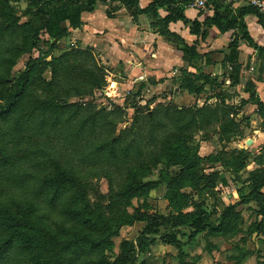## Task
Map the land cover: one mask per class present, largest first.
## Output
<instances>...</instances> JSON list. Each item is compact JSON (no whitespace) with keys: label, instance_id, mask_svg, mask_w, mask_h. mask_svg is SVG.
Wrapping results in <instances>:
<instances>
[{"label":"rangeland","instance_id":"rangeland-1","mask_svg":"<svg viewBox=\"0 0 264 264\" xmlns=\"http://www.w3.org/2000/svg\"><path fill=\"white\" fill-rule=\"evenodd\" d=\"M73 4L74 0L53 3L39 0L35 2L33 0H0V44L6 48V54L5 49H0V75L6 74L5 64L9 61L12 63L10 76L0 84V90L7 96L6 99L0 98V147L6 143L14 154L10 162L0 163V222L8 220L11 223L9 231L16 228L22 234L30 235L34 242L33 250L31 249L29 254L13 248L8 250L1 258V264H74L71 260L74 255L70 253L73 246L78 243L94 244L97 239L101 240L106 235L103 230L91 231L89 227L92 223L99 227L103 218L107 219L109 216L106 206L109 204L111 191L109 180L103 176H96V171L92 170L95 168L87 167L85 162L80 161V154L72 150L71 140L75 139V129L79 128L81 118L89 114L85 109L79 117L70 120V123L66 119L74 107L66 113H61V117H58L59 121H56V116L50 110L47 113L41 111L34 117H23L21 132L23 136H20L19 133L14 134L15 131L11 128V119L17 111L8 108V103H11L13 97H17L20 107L26 108L32 106L33 100H52L55 104H62L67 95L70 97L69 103L81 104L88 111H90L89 104H93L96 109L105 107L108 111H114L117 105V110L119 109L115 118L117 121L112 123V126L117 125V129L114 130L115 135L122 131L128 132L137 126L138 122L134 121V117L138 108H140V114H146L148 111H156L158 104L164 107L175 105V103L176 106L185 105V103L195 106L197 103H203L198 101L196 95L187 96L186 92L180 93L172 89V85L167 90L147 91L136 98L133 97L134 92L127 93L121 89L113 92L115 82L124 81L127 78L126 71L121 66L117 70L111 67L94 47L83 46L73 41V38H67L69 35L55 39L44 28L48 21L58 20L62 11L72 7ZM4 5L10 6L15 18H18L14 29H4V24L7 25L6 17L9 15L6 10L4 11ZM173 28L177 31L182 29L181 25H174ZM240 28L235 31L236 39L243 38L244 30ZM211 48V45L206 44L202 45L200 50L206 51ZM78 49H84L89 55L73 53ZM175 49L181 51L180 46ZM60 56L62 58L60 63L65 64L70 61L69 65L76 67L77 70L71 71L67 76L60 75L58 85H53L54 92H51L48 90L47 82L52 79L53 74L51 67L45 65V62L53 61ZM218 59L222 61L223 55H219ZM89 64L99 67L97 70H103L106 85L102 89L94 90L93 94L87 95V91L90 90L85 77L77 78V75L80 68ZM252 67L254 69L251 70ZM243 74L246 78L264 75V65L259 66L250 62ZM248 83L250 82L245 79L242 85L232 87L231 82H228L224 89L215 88L217 89L215 91L209 89L208 94L204 93L203 100L213 95L208 99L207 104L205 103L210 107L228 104L229 114L223 117V122L232 119L233 122L229 123V126L237 124V128L223 131L220 128L222 123L214 122L206 124L205 129H189L183 132L182 136H176L175 147L166 149L167 153L172 151V160H169L170 157L166 154L165 157L168 159L165 164L151 166L144 170L147 173L140 174L143 176L142 180L146 187L152 190L149 192L145 189L138 194L140 196L130 198L129 214L142 213L151 216L158 213L164 214L168 202L163 196L165 190L159 189V184L168 175L171 176L180 169V166L169 167L168 165L174 161L183 160L185 164L187 163L188 169L193 167L195 170L198 163L195 160L196 154L210 156V159L199 165L201 166L199 171L197 169L189 173L181 185L176 184L177 188H180L178 206L183 212L205 210L217 223L220 213L227 206L239 202L242 195L250 192L255 181L264 180L262 172L258 171L264 169V111L257 108L254 110L256 106L253 108L245 104V99L250 96V93L246 92ZM175 86L179 89L181 81L180 85L176 83ZM70 88H72L71 92L66 94L64 91ZM256 89L255 86L250 91ZM58 93L61 95L60 98ZM191 116L192 114H189L188 118ZM150 124L151 122L143 127L144 133L148 136L152 129ZM251 139L254 141L252 142ZM176 151L180 154L186 151L189 154L180 157ZM55 159L61 160L68 170L71 160L76 163L79 161L80 168L76 172L78 174L76 181L70 182L71 186L68 187L67 193L57 206L52 207L44 204V191L47 186L43 180L47 173L52 175L59 173L58 168L52 164ZM243 162L249 164L248 170L253 169L250 179L246 180L248 183L244 185L243 178L248 177L249 171L247 170L245 174L247 176L244 175L242 178L237 173L242 168L240 166ZM107 164L108 169L113 171V166ZM97 169L100 170V166ZM125 169L112 174L118 179L116 181L130 176ZM62 171L67 170L60 169V172ZM199 172L211 175L212 180L204 181L205 187L201 190L199 188L193 190L191 185L195 184L194 181ZM73 178L74 176L70 179ZM115 188L119 190V185ZM86 203L93 206L102 203L104 206L103 209L95 210L93 214L88 215L89 219L86 222L81 221L77 224L72 220L73 213L68 209L69 207L79 208ZM32 204L35 206L34 210H32ZM248 205L239 208L243 213L244 221L239 220L238 227L242 226L243 230L240 228L233 236L232 234L228 237L212 235L213 232L207 230L191 239L182 234V232L188 233V229L176 228L171 232L177 237L176 241H166L167 229L170 228L167 225H161L157 230L158 233L147 234L150 237L149 243L147 241L139 243L138 237L141 236L148 222H138L133 226H122L118 235L103 243L100 250L110 264H264V231L259 235L251 228L255 220L261 218L257 215L259 205L257 202ZM42 214L47 222L41 218ZM52 216L53 226L50 225ZM128 241L134 244L133 249L126 243ZM181 251L184 253L181 254ZM77 259H74L75 263L82 264L81 261L83 260L84 263L86 256L82 255L78 262H76Z\"/></svg>","mask_w":264,"mask_h":264},{"label":"trees","instance_id":"trees-1","mask_svg":"<svg viewBox=\"0 0 264 264\" xmlns=\"http://www.w3.org/2000/svg\"><path fill=\"white\" fill-rule=\"evenodd\" d=\"M33 1L35 2L36 0ZM39 1L53 3L61 0ZM97 1L98 0H74V4L72 6L73 8H65V10H63L60 14L58 20L48 21L44 25V28L49 33V35L55 39L68 36L70 34V28H77L80 26L82 12L86 9H93ZM153 1V8L155 10L163 6L168 7L170 10L169 14L165 17L166 24H169L170 22H177L178 20H183L185 18L183 14L184 7L187 6V2L185 0ZM179 3H181V5H179ZM222 6L223 5L219 1L208 0L207 10L212 12V14L208 15L204 20L196 18L190 22V31L192 34L197 36V41H204L209 33L208 29L212 26H216L222 34L241 27V29L244 30V38L249 40L251 46L260 48V52H263L264 47H258L251 41L249 33L243 25V21L240 20V18H242L246 12H249V10H254L255 12L256 10L250 6H246L245 8H241L237 11L239 13L238 15L232 12L230 8L228 9L226 7L222 9ZM3 8L4 11L6 10L8 12L7 14H9L8 17H6L7 25L4 24V29H14L18 18H15V15L11 12L12 8L10 6L4 5ZM203 14L204 13L202 12L199 14V16H202ZM260 20L264 22L263 18H260ZM66 22L68 23L67 25ZM176 38L177 44H182L180 50L183 52L184 58L192 59L191 61H193L194 58H197L198 54L196 52L195 46H189L185 44L181 38ZM238 47L239 42L236 40H233L229 47V59L233 63V73L230 75L232 87H237V85L240 83V71L239 65L237 63V57L239 53ZM0 49H5L6 54V48H4L1 44ZM73 53L78 55H89L84 49H78ZM1 54L4 55L2 51ZM61 60L62 58L60 56L54 58L53 61L45 62V65L51 67L53 74L52 79L47 82L48 90L51 92H54L53 85H58L60 75L64 74L67 76L71 71L77 70L76 67L69 65L71 64L69 63L70 61L62 64L60 63ZM11 64V61L5 64L4 70L6 68V74L0 75V84L4 83L10 76ZM3 66L4 61L2 63V67ZM97 68L99 67L89 64L79 69L80 71L77 75V78L85 77L87 86L90 90L87 91V95L93 94L95 92L94 90L102 89L106 85V78L103 70H97ZM73 79H75L74 76ZM180 81V87L182 89H186L190 93L200 96L206 92L205 87L207 85L211 90L214 91L217 90L215 88H226V73L219 76H212L211 74L202 71L198 73L186 70L184 71V76ZM252 87L254 88L255 84L253 82L248 83V89L246 92H249L250 96L249 98H246L247 100L245 99V104L251 102L256 104L259 110L264 111V104L259 100L256 90L250 91ZM71 90L72 88L67 89L64 92L69 94ZM140 95V89L133 93V97L135 98L140 97ZM60 96L61 95L58 93L59 98ZM211 96L213 95L208 96V99L212 98ZM0 98H7V96H5L1 90ZM16 98L17 97L12 98L11 103H8V108L10 110H17L16 114L11 119V128L12 131H15L14 134L19 133L20 136H23L21 133L23 117H34V115L39 114L41 111L45 113H47L49 110L52 111L54 116H56V121H59L61 113H66V111L71 110V108L74 107V110H72L66 119L68 123H70V120H73L75 117H79L80 113L84 109L86 113H89L87 117H82L79 121L80 126L78 129H75L76 135H74L75 139L71 140V145L73 146L72 150L80 154V161L82 160L83 163L85 162L87 167L95 168L92 170L96 171V176H103L109 180V187L111 188V191L109 192L110 201L106 206L109 216L107 219H105V217L103 218L102 224L99 227L96 226L95 223H92V225L88 224L90 225L89 228L91 231L103 230L106 232V235L102 237L101 240L97 239L96 243L94 244L77 242L78 244L73 246L71 248L72 250L70 251V253L74 255L71 257V260L74 264H76L74 259L78 258L76 261L78 262L80 261L79 258L82 255L86 256L84 263L83 260L81 261L82 264H110L104 253L101 251L103 243H106L111 237L118 235L122 226H133L138 222H148L145 230L142 231L141 236L138 237L139 243H142V241H147V243H149L150 237H148L147 234L158 233L159 231L157 230L161 227V225H167L168 228H170L167 229V237L165 239L166 241H176L177 237L171 234L172 230L176 228L188 229V233L182 232V234L183 236L187 235L191 239L194 238V236H196L198 233L206 232L207 230H211L213 232L212 235L215 234L228 237L229 234H232L231 236H233L240 230L238 224L241 218V213L237 210V208L238 205L242 203H258L259 207L257 210V215L261 216V218L255 221L251 228L253 232L261 233L264 231V192H262V189L264 188V180L255 181V184L250 192L242 195V199L237 204L227 206L220 213L217 223L211 219L210 215L205 210L191 211L190 213L181 211V208L178 206L180 188H177L176 184L181 185L185 180L184 178L188 176L189 173L194 172L197 169L199 171V168L201 167L199 165L205 160L210 159V156L201 157L199 154H196L195 156L196 163L198 162L195 166V170L193 167L188 169V166H186L187 163L185 164L183 160L174 161L168 165L169 167L180 166V169L177 172L171 174V176L166 175L167 177L160 182V184L166 183L168 187L166 197L169 200V208L171 210L169 215H160V213H158L154 216H151L143 215L142 213H128V206L131 204L130 200L133 197H136V195L140 196L138 194H141L145 189L149 192L152 190V188L149 189L146 187V184L142 180L143 176L140 174L147 173L144 170L151 168V166L156 167L159 166V164H165V161L168 159V157H170L169 160H172V151L170 150L169 153H167L166 149L175 147L177 141H174V138L176 136H182L181 134L189 129H205L206 124L214 122H221L222 125L220 128L223 131H230L232 128H237V124H230L229 126V123L233 122L232 119H228L223 122V117H227L229 114L228 109L230 107L228 104L220 105L219 107H217V105L210 107L206 105L207 103L202 107H199L196 104L195 106L191 105L179 107L175 104L163 107L158 104L156 111H148L146 114H140V108L137 107L138 111L134 117V121L138 122L137 126H134L128 132L122 131L120 134L115 135L114 130L117 129V125L115 124L112 126V123L117 121L115 119L118 114L117 112L119 111V109L117 110V105H115L114 111H108L105 107L96 109L93 104H89L88 107L90 108V111H88L87 108H84V106L81 104L74 105L75 103H69L70 97L67 95L64 97L65 104H55L52 102V100H33L32 106H29V110V107L26 108L23 106L24 109L22 106L20 107ZM189 114H192L191 118H188ZM149 122H151L150 125L152 126V129L151 134L148 136L146 133H144L143 127L148 126L147 124ZM55 124L59 123L55 122ZM162 128L164 129L163 131ZM184 128L187 129L184 130ZM12 137L14 136L12 135ZM176 153L180 157L182 155L185 157L187 154H189L186 151L181 152V154L177 151ZM166 154L168 157H165ZM13 158V151L8 148L6 143H3V145L0 147V163L10 162ZM107 163L113 166V171L108 169ZM52 164L58 168L59 173L53 175L49 173L45 174L43 183L47 186L44 191V204L54 207L57 206L58 202L67 193L68 187L71 186V183L76 181V178L78 177L76 172L80 168V164L79 161L76 163L75 161L71 160L69 163V170L59 159L53 160ZM245 165V162H243V165L240 166L242 168L239 169L237 173L242 170ZM99 166L100 170L97 169ZM63 168H66L67 171L60 172V169L63 170ZM122 169H125L130 176L126 177L127 179L116 181L118 179L112 176V174L115 173V171H120ZM258 171L262 172V176H264V169ZM72 176H74V178L70 179ZM206 180L211 181V175H206L199 172V174H197V178L194 181L195 184H192L191 186L193 188H191L193 190L198 188L201 190L205 187L204 181ZM117 185H119V190L115 188ZM103 206L104 204L102 203H97L96 206L86 203V205L84 204L79 208L69 207L68 211L73 213L72 220L79 224L81 221L86 222V220L89 219L88 215L93 214L95 210L103 209ZM31 207L32 210L35 209L33 204ZM53 216L50 220V225L52 226L54 224ZM41 218L43 221L46 220V217L44 218L43 214L41 215ZM152 220L154 221L153 223ZM10 224L11 223L8 220L0 222V260L11 248L20 252L22 251L26 254H29L33 250L34 242L32 237L26 233L22 234V232L17 231L16 228L12 231H9ZM112 227L115 229H111ZM11 232H15L17 234H10ZM126 243L131 245L132 249L134 248L132 241H128ZM183 253L184 252L181 251V254Z\"/></svg>","mask_w":264,"mask_h":264},{"label":"crops","instance_id":"crops-1","mask_svg":"<svg viewBox=\"0 0 264 264\" xmlns=\"http://www.w3.org/2000/svg\"><path fill=\"white\" fill-rule=\"evenodd\" d=\"M215 1L221 2L223 5L222 9L226 7L230 8L232 12L238 15L237 11L239 9L248 6L242 0ZM153 2V0H98L93 9H86L82 12L80 26L69 30L70 34L67 38H73V41L83 46L94 47L111 67L119 70L121 66L126 71V80L116 81L113 92L121 89L123 92L135 93L136 90L140 89L141 94L144 95L147 91L158 92L167 90L172 85V89L174 88V90H178L180 93L182 91L186 92L187 96H193L195 94L180 87L178 89L175 86L176 83L180 85V80L186 70L198 73L202 71L212 76L226 73V83H230V75L233 73V63L229 59V47L232 41L236 40L239 42L237 63L240 71V83L237 87L242 85L245 79L248 82H253L257 87V96L264 104V75L260 74L254 78H246L243 74L250 62H254L259 66L264 65V51L260 52V48L251 46L249 40L244 38V35L243 38L236 39L235 31L238 28L222 34L216 26H212L208 29L209 33L206 39L204 41H197V36L190 31V22L196 18L204 20L212 12L208 10L205 12L197 11L186 6L184 7L183 14L185 18L183 20L166 24L165 17L169 14L170 10L166 6L155 10ZM202 12L204 14L199 16ZM260 18L262 17L257 11L249 10L240 20L243 21V25L249 33L251 41L258 47H264V22ZM174 25H181L182 29L177 31L173 28ZM176 37L181 38L189 46H195L198 54L197 58H194L193 61H191L192 59L184 58L183 52L175 49L177 46H182V44H177ZM206 44L211 45L212 48L201 51L200 47ZM219 55H223L222 61L218 59ZM252 69L254 68L252 67ZM205 89V93L208 94L210 87L207 85ZM203 95H196L199 102L203 101V103H197L199 107L208 102L207 97L204 100L202 99ZM248 104L253 108L256 106L254 110L258 109L256 104L251 102ZM179 106L191 105H186L185 103V105ZM251 141L253 142L254 140L251 139ZM200 156L205 157L206 155ZM248 166L249 164H246L238 172L241 176L240 178L246 174ZM252 170L249 169L248 177L243 178V185L244 183H248L246 180L250 179L249 176ZM158 188H164L165 190L163 196L168 205L164 215H169L171 210L169 208V200L166 197L167 184L162 183ZM251 203L253 202L238 205L237 210L241 213V221H244V216L239 208ZM240 228L243 230L242 226ZM257 234L261 235L258 232Z\"/></svg>","mask_w":264,"mask_h":264},{"label":"built area","instance_id":"built-area-1","mask_svg":"<svg viewBox=\"0 0 264 264\" xmlns=\"http://www.w3.org/2000/svg\"><path fill=\"white\" fill-rule=\"evenodd\" d=\"M190 9L197 11H207L208 0H185ZM232 1V0H228ZM246 5L254 8L264 19V0H242Z\"/></svg>","mask_w":264,"mask_h":264}]
</instances>
